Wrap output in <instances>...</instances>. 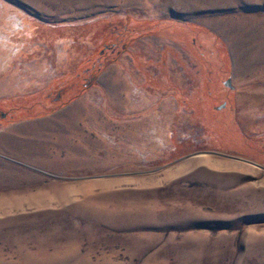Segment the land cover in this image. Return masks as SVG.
I'll use <instances>...</instances> for the list:
<instances>
[{
	"label": "rangeland",
	"instance_id": "rangeland-1",
	"mask_svg": "<svg viewBox=\"0 0 264 264\" xmlns=\"http://www.w3.org/2000/svg\"><path fill=\"white\" fill-rule=\"evenodd\" d=\"M0 264H264V0H0Z\"/></svg>",
	"mask_w": 264,
	"mask_h": 264
}]
</instances>
